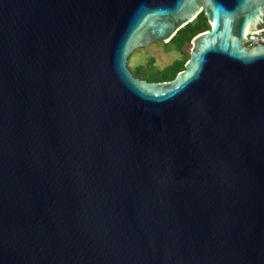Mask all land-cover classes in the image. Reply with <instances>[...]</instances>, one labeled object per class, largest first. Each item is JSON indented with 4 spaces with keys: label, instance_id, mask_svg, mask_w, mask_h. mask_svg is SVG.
<instances>
[{
    "label": "water",
    "instance_id": "water-1",
    "mask_svg": "<svg viewBox=\"0 0 264 264\" xmlns=\"http://www.w3.org/2000/svg\"><path fill=\"white\" fill-rule=\"evenodd\" d=\"M202 12L183 68L129 53ZM264 0H0V264H264Z\"/></svg>",
    "mask_w": 264,
    "mask_h": 264
},
{
    "label": "rangeland",
    "instance_id": "rangeland-1",
    "mask_svg": "<svg viewBox=\"0 0 264 264\" xmlns=\"http://www.w3.org/2000/svg\"><path fill=\"white\" fill-rule=\"evenodd\" d=\"M190 44L183 46L181 51L174 49L171 46L164 47V43L152 42L147 45L134 48L127 56L126 66L130 72L139 78H146L149 74L153 73V70H160L170 65L175 60L183 61L188 55ZM152 58V63H149V59ZM138 65L144 67V72L137 73L135 69Z\"/></svg>",
    "mask_w": 264,
    "mask_h": 264
},
{
    "label": "trees",
    "instance_id": "trees-1",
    "mask_svg": "<svg viewBox=\"0 0 264 264\" xmlns=\"http://www.w3.org/2000/svg\"><path fill=\"white\" fill-rule=\"evenodd\" d=\"M206 29H208V23L206 22L203 13L199 12L192 21L186 23L184 26L179 28L175 32V34L170 38V40L167 43H164V47L167 48L168 46H171L174 49L181 51L183 46L188 44L194 35ZM186 59L184 61L183 59L175 60L170 65L160 70H153V73L149 74L146 78L141 79H145L147 81L170 80L178 71L183 68V64ZM149 63H152V58L149 59ZM135 69L137 70V73H142L147 68L144 69V67L138 65Z\"/></svg>",
    "mask_w": 264,
    "mask_h": 264
},
{
    "label": "built area",
    "instance_id": "built-area-1",
    "mask_svg": "<svg viewBox=\"0 0 264 264\" xmlns=\"http://www.w3.org/2000/svg\"><path fill=\"white\" fill-rule=\"evenodd\" d=\"M252 43L264 44V29L256 31V32L245 33L244 45L249 46Z\"/></svg>",
    "mask_w": 264,
    "mask_h": 264
}]
</instances>
